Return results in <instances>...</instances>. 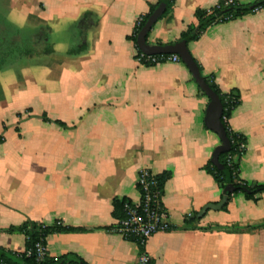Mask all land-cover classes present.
I'll use <instances>...</instances> for the list:
<instances>
[{"label": "crops", "instance_id": "0c3cea01", "mask_svg": "<svg viewBox=\"0 0 264 264\" xmlns=\"http://www.w3.org/2000/svg\"><path fill=\"white\" fill-rule=\"evenodd\" d=\"M11 1L32 3L34 28L49 29L53 53L30 60L29 96L45 104L34 107L36 119L19 122L14 133L0 122V249L25 253L26 236L9 228L58 224L79 231L47 236V258L138 264L141 250L114 232L113 202L136 201L137 176L147 169L167 177L171 224L145 247L149 264H264V193L224 194L207 171L220 145L204 125L209 99L181 61L148 66L136 59L135 26L159 0ZM229 1L172 0L147 44L178 42L197 25V10ZM14 11L7 16H23ZM85 13L97 27L86 33L87 51L69 56ZM187 48L210 86L238 96L228 125L246 150L234 182L264 186V9L212 25Z\"/></svg>", "mask_w": 264, "mask_h": 264}, {"label": "trees", "instance_id": "16d2710c", "mask_svg": "<svg viewBox=\"0 0 264 264\" xmlns=\"http://www.w3.org/2000/svg\"><path fill=\"white\" fill-rule=\"evenodd\" d=\"M161 0H159L157 7ZM172 0H169L163 16H166L171 8ZM264 9V0H259L253 4L239 5L236 2L229 4L228 6H220L214 8L210 12L197 10L194 16L197 20V25L195 27H189L187 31L183 32L180 36L178 42H184L186 45L191 42H196L200 35L205 32L209 27L216 23L226 22L228 20H233L240 18L242 16L255 13ZM154 8H151L149 14L141 19L140 23L135 26L134 35L132 37L136 44V37L147 19L154 12ZM76 29L79 35V41L74 49L67 51L69 56H79L87 51L88 44L86 42V33L92 31L97 27L96 17L91 13H85L76 23ZM49 29L46 27H40L31 33L27 39L23 40V46L21 51H19V59L30 61L34 58L44 57L51 55L53 53L52 46L48 43ZM9 50L4 52L0 58V70L7 66L8 63L5 62V58L9 54ZM206 82V81H205ZM207 83V82H206ZM207 85L213 90V92L219 97L220 102L223 107V116L228 119L232 109L236 106L238 101V96H221L212 86L208 83ZM222 122V120H221ZM226 133V140L220 141V145L214 149L208 164L207 171L213 176L215 182L219 185L221 189L225 186L231 185L235 188L234 193L242 192L248 196H253L256 194L264 193V186H255L249 188L246 185H240L234 182L235 177L230 167L226 163V159L229 155H234L236 152V143L242 140L236 137L234 134L231 135L227 129L226 125H223ZM2 139L0 138V143ZM245 143V142H244ZM236 169V166H235ZM160 186L163 187L167 181V177L164 175H157ZM127 200L115 201L113 202V216L114 219L120 218L123 213V205ZM79 230L75 229H63L60 225L56 224L51 227H44L36 223L24 224L20 228H9L6 230L7 233L20 232L26 236L25 253L18 254L12 253L3 249H0V261L5 264H87L83 259L75 254H65L57 259L45 258L42 262H38L33 252L35 246L38 243L45 245V238L52 234H60L66 232H76ZM27 252H31L30 256H26Z\"/></svg>", "mask_w": 264, "mask_h": 264}, {"label": "built area", "instance_id": "2783aa9c", "mask_svg": "<svg viewBox=\"0 0 264 264\" xmlns=\"http://www.w3.org/2000/svg\"><path fill=\"white\" fill-rule=\"evenodd\" d=\"M232 3L231 0L225 6ZM140 21H137V25ZM136 59L139 63L148 66L166 62H180L179 57L176 55L147 56L139 50ZM221 120L222 124L226 125L227 131L233 135L228 125V118L222 115ZM233 143H236V152L234 155L227 157L226 163L235 177V161L243 155L246 145L242 141H233ZM135 186L138 199L136 201L127 200L124 203L122 216L115 219L114 232L121 236L123 240L134 243L141 250L138 264H149V258L143 253L145 247L154 235L170 230L171 224L169 213L163 203V187L160 186L157 175L150 170H142L137 176ZM31 254V252H27L26 256L28 257ZM33 254L38 262H42L47 258L45 246L41 243L35 246ZM0 264L5 263L0 261Z\"/></svg>", "mask_w": 264, "mask_h": 264}, {"label": "rangeland", "instance_id": "374dc122", "mask_svg": "<svg viewBox=\"0 0 264 264\" xmlns=\"http://www.w3.org/2000/svg\"><path fill=\"white\" fill-rule=\"evenodd\" d=\"M31 4L30 1L0 0V58L4 52L10 51L5 58L7 66L0 70H7L0 73V84L3 85V81L6 83L0 88V91L5 93L3 96L4 93L0 92V122L3 126H12L10 130H13V133L17 131L14 126L19 122L36 119L34 107L39 109L38 107L45 105L35 96H29L31 82L27 77L30 74V61L19 59L23 40L35 31L34 27L39 21L36 17L29 16L33 8ZM15 9L23 16L8 17L7 13L11 15L15 13ZM40 9L44 11L43 7ZM15 87H19L18 94ZM40 119L46 120L44 113Z\"/></svg>", "mask_w": 264, "mask_h": 264}, {"label": "water", "instance_id": "95a60500", "mask_svg": "<svg viewBox=\"0 0 264 264\" xmlns=\"http://www.w3.org/2000/svg\"><path fill=\"white\" fill-rule=\"evenodd\" d=\"M169 0H161L158 7L147 19L146 23L138 33L136 37V47L138 50L147 56H170L176 55L179 57L180 61L185 65V67L190 72L194 82L198 88L207 96L209 103L206 108L204 125L205 127L214 133L220 141L226 140L225 128L221 122V117L223 113V107L220 102L219 97L213 92V90L207 85L205 79L201 76L199 68L195 61L193 60L187 45L184 42H176L169 45H158L151 46L147 44V36L156 22L163 16L165 12L166 5ZM235 188L231 185L225 186L223 189L224 194L233 193ZM224 200L219 205H208L205 206L199 215H203L208 210H217L221 208Z\"/></svg>", "mask_w": 264, "mask_h": 264}]
</instances>
